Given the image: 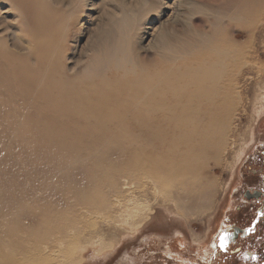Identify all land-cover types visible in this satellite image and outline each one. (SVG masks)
<instances>
[{"label":"bare ground","instance_id":"obj_1","mask_svg":"<svg viewBox=\"0 0 264 264\" xmlns=\"http://www.w3.org/2000/svg\"><path fill=\"white\" fill-rule=\"evenodd\" d=\"M106 1L120 2L123 9L116 15L120 44L95 48L109 34L98 32L71 54L73 31L94 0H0L3 258L50 259L58 255L54 245L80 247L84 237L103 249L97 228L87 229L89 220L106 219L123 207L124 195L133 202L134 193L148 186L155 198L174 202L184 216L206 208L207 161L219 159L247 98L240 81L258 80L247 75L261 65L253 33L262 12L228 15L229 30L245 32L243 40L223 30L226 15L217 19L223 29L215 22L219 31L211 35L194 24L168 39L166 22L158 19L157 37L145 45V36L139 41L143 50L156 45L150 55L133 51L125 11L141 9L138 26L146 34L150 21L140 19L163 13L164 3ZM198 3L192 1L195 9ZM263 104L261 98L256 113ZM146 211L145 206L124 210L123 222L130 225Z\"/></svg>","mask_w":264,"mask_h":264},{"label":"rangeland","instance_id":"obj_2","mask_svg":"<svg viewBox=\"0 0 264 264\" xmlns=\"http://www.w3.org/2000/svg\"><path fill=\"white\" fill-rule=\"evenodd\" d=\"M94 1V6L87 9L80 28L75 30L73 29L74 27L70 28L76 33L75 40L69 41L71 54H73L75 48L77 52L88 41L94 40V36H97L95 34L98 32V36L102 32H104L102 34L106 32H109V34H105L107 41H100L99 44L94 46L95 48L105 49L107 48V43L109 46L120 44L119 36L122 33V29L119 22L120 17L116 16L123 12L120 2ZM153 1L149 0L148 5L152 4ZM161 1L164 3L162 7L163 13L151 14L146 17L145 21L140 19L141 23L150 21L148 22L150 25L144 27L147 29L146 34H143V25L138 26L141 9L138 6L135 7L136 10L133 9L132 11L124 9L127 12H124L126 14L125 20L127 19L131 25L130 33L135 44L134 52L150 55L153 53L156 45L154 44L153 49L148 48L146 51L140 48L142 46L140 40L142 36H145L146 40L143 43L145 45L150 39L157 37L155 30L158 27V19L166 22L165 27L168 29L166 37H171L173 33L178 35L185 34L186 31L188 32L192 29L194 24H198L196 26L201 24V32H205V35H211L212 32L218 30L213 23L218 21V17L223 18L226 15V18L224 17L226 28L223 29L219 25V21L217 22L218 26L229 34L231 33L230 35H233L236 39L243 40L247 37L245 32L240 30H232L231 32L229 30L231 21L229 22L228 15L247 16L248 13L262 12V19L256 25L253 33V46L256 58L258 63L261 64L257 68L261 70V73L258 75L254 72V70L258 71L254 67L252 74L247 76L255 77L258 80L246 78V80L240 81L241 86L244 85L245 98H247L226 134L225 148L220 153L219 159L215 162L207 161L208 167L204 169V174L211 182L209 189H207L209 194L205 202L207 207L192 211L188 216H184L176 209L174 202L165 201L160 197L155 198L148 186L134 193L133 202H128L129 197L124 195L125 198H121L124 208L118 207L115 213H107L106 219L98 215L89 220L87 229L93 230L97 228L101 243L105 245L103 249H100V246L91 245L90 241H94V239L84 237L85 241L80 244V247L79 244L76 246H65V250H63V248L58 249L57 244L54 245L53 251H55V254L58 253L59 255L60 252L65 251L64 254L59 255L60 257L57 255L51 256L50 259L38 260V258L22 259L18 256L7 255L5 258L0 256V264H166L168 260H162L163 257L161 256L163 247L166 246L169 247L168 252H166L169 255H174L178 252L187 257L192 256L194 253L202 257L207 256L208 242L218 225L219 217L226 205V196L231 187L230 182L234 178L244 148L250 143L252 126L254 128L259 118L256 117L258 102L261 101V98H264V0H196L199 2L198 6H200L196 9L192 4L193 0ZM109 4H113V6L111 7ZM164 6L166 7L164 8ZM112 10L113 15L116 17L113 15L108 17L107 14L112 12ZM106 11L108 13H105ZM172 21H174L173 31L170 27ZM167 25L169 26L167 27ZM123 49L125 48L123 47ZM91 54L92 51L90 50L85 54V59ZM57 199H59V202L63 200L62 197ZM144 206L148 209L146 211L147 217L138 214L131 220L130 225L123 222L127 214L123 212L124 210L127 212L135 211L137 208L141 209ZM149 255L155 258L148 260ZM62 257L66 259H62ZM172 263L175 264L174 262Z\"/></svg>","mask_w":264,"mask_h":264},{"label":"flooded vegetation","instance_id":"obj_3","mask_svg":"<svg viewBox=\"0 0 264 264\" xmlns=\"http://www.w3.org/2000/svg\"><path fill=\"white\" fill-rule=\"evenodd\" d=\"M256 117L250 143L242 152L226 205L208 242L207 256L169 255L166 246L161 252L162 260L169 261L166 264H264V104ZM221 234L227 237L226 249L219 246Z\"/></svg>","mask_w":264,"mask_h":264},{"label":"snow or ice","instance_id":"obj_4","mask_svg":"<svg viewBox=\"0 0 264 264\" xmlns=\"http://www.w3.org/2000/svg\"><path fill=\"white\" fill-rule=\"evenodd\" d=\"M247 231H252V229L251 228H249ZM219 240H220V248L221 249H226V240H227V237L225 236V235H223V234H221L220 235V237H219Z\"/></svg>","mask_w":264,"mask_h":264}]
</instances>
